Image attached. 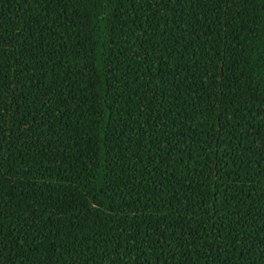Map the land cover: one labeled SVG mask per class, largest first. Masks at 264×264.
<instances>
[{
  "label": "trees",
  "instance_id": "16d2710c",
  "mask_svg": "<svg viewBox=\"0 0 264 264\" xmlns=\"http://www.w3.org/2000/svg\"><path fill=\"white\" fill-rule=\"evenodd\" d=\"M0 264H264V0H0Z\"/></svg>",
  "mask_w": 264,
  "mask_h": 264
},
{
  "label": "snow or ice",
  "instance_id": "6c2138e0",
  "mask_svg": "<svg viewBox=\"0 0 264 264\" xmlns=\"http://www.w3.org/2000/svg\"><path fill=\"white\" fill-rule=\"evenodd\" d=\"M241 243H243V241H241Z\"/></svg>",
  "mask_w": 264,
  "mask_h": 264
}]
</instances>
